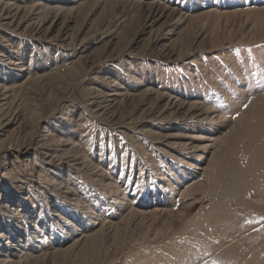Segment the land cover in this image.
I'll return each instance as SVG.
<instances>
[{
    "label": "rangeland",
    "instance_id": "374dc122",
    "mask_svg": "<svg viewBox=\"0 0 264 264\" xmlns=\"http://www.w3.org/2000/svg\"><path fill=\"white\" fill-rule=\"evenodd\" d=\"M5 1L0 253L264 264V0Z\"/></svg>",
    "mask_w": 264,
    "mask_h": 264
},
{
    "label": "bare ground",
    "instance_id": "6f19581e",
    "mask_svg": "<svg viewBox=\"0 0 264 264\" xmlns=\"http://www.w3.org/2000/svg\"><path fill=\"white\" fill-rule=\"evenodd\" d=\"M0 4H4V6H1L0 5V9H2V10H5V9H8V7H12V6H10L9 4H7L6 3V1L4 0H2V1H0ZM20 69V68H19ZM18 69V70H19ZM21 72V71H20ZM19 76V75H18ZM13 79V78H12ZM197 104V103H196ZM208 110H205V112H207ZM202 159V158H201ZM197 170H199V171H202L203 169L202 168H196ZM19 245H20V243H18ZM18 244L16 245H14V246H12L11 248H9L7 251H4V252H2V253H0V264H15V261H14V259L13 258H17L18 259V256H15V255H13V254H11V255H9V253H7V252H10V250H14V251H17L16 250V248L18 247ZM13 259V260H12Z\"/></svg>",
    "mask_w": 264,
    "mask_h": 264
}]
</instances>
